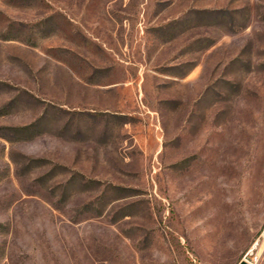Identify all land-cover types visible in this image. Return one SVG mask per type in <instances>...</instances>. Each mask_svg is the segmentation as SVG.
<instances>
[{
	"label": "rangeland",
	"instance_id": "1",
	"mask_svg": "<svg viewBox=\"0 0 264 264\" xmlns=\"http://www.w3.org/2000/svg\"><path fill=\"white\" fill-rule=\"evenodd\" d=\"M264 264V0H0V264Z\"/></svg>",
	"mask_w": 264,
	"mask_h": 264
},
{
	"label": "water",
	"instance_id": "2",
	"mask_svg": "<svg viewBox=\"0 0 264 264\" xmlns=\"http://www.w3.org/2000/svg\"><path fill=\"white\" fill-rule=\"evenodd\" d=\"M238 264H253L252 262H250L247 259H242Z\"/></svg>",
	"mask_w": 264,
	"mask_h": 264
}]
</instances>
